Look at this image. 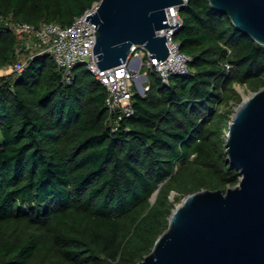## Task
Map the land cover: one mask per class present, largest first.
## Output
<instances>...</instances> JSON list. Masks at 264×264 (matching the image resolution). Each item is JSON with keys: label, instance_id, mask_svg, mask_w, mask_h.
<instances>
[{"label": "trees", "instance_id": "1", "mask_svg": "<svg viewBox=\"0 0 264 264\" xmlns=\"http://www.w3.org/2000/svg\"><path fill=\"white\" fill-rule=\"evenodd\" d=\"M100 1L0 0V70L18 60L8 21L68 27ZM180 16L189 73L168 86L151 74L117 132L105 85L83 65L72 84L48 55L0 77V264H138L189 194L240 184L225 136L236 86L264 87V46L208 0Z\"/></svg>", "mask_w": 264, "mask_h": 264}, {"label": "water", "instance_id": "2", "mask_svg": "<svg viewBox=\"0 0 264 264\" xmlns=\"http://www.w3.org/2000/svg\"><path fill=\"white\" fill-rule=\"evenodd\" d=\"M236 29L264 46V0H208ZM185 0H101L86 18L96 27L101 71L126 62L135 45L160 63L170 50L158 31L167 10ZM224 146L239 185L227 192L189 194L172 212L169 228L138 264H264V87L243 99L228 125ZM174 193L170 199H173Z\"/></svg>", "mask_w": 264, "mask_h": 264}, {"label": "built area", "instance_id": "3", "mask_svg": "<svg viewBox=\"0 0 264 264\" xmlns=\"http://www.w3.org/2000/svg\"><path fill=\"white\" fill-rule=\"evenodd\" d=\"M187 2L185 0L182 6L167 10L168 25L177 26H169L157 33L158 36H166V44L170 50L167 60L162 63L157 58H151V53L145 46L135 45L124 64L112 70L101 71L96 64L97 56L94 55L97 30L86 21L88 16L97 12L99 2L68 27L57 23H43L36 28L29 24L8 21L7 26L17 33L20 46L17 51L18 60L2 70L10 71L9 74L22 73L34 57L48 55L61 72L63 82L72 84L74 71L80 65H86L95 80L107 89L106 108L112 118V132H117L123 119L133 117L134 96H145L150 91L151 74H156L163 85L168 86L171 76H185L189 73L191 58L182 54L180 45L174 41V36L183 27L180 11ZM227 67L232 69L231 66Z\"/></svg>", "mask_w": 264, "mask_h": 264}, {"label": "rangeland", "instance_id": "4", "mask_svg": "<svg viewBox=\"0 0 264 264\" xmlns=\"http://www.w3.org/2000/svg\"><path fill=\"white\" fill-rule=\"evenodd\" d=\"M83 67H87V66L83 65ZM9 72H7V70H4V71L0 70V77L9 74ZM236 90H237V92H239L243 96V99H246V98L251 96V92H249L247 90V87H245V86L238 85V86H236Z\"/></svg>", "mask_w": 264, "mask_h": 264}]
</instances>
